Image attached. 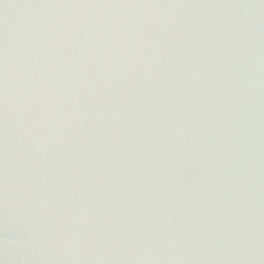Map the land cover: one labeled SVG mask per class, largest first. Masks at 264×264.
<instances>
[{"label": "water", "instance_id": "obj_1", "mask_svg": "<svg viewBox=\"0 0 264 264\" xmlns=\"http://www.w3.org/2000/svg\"><path fill=\"white\" fill-rule=\"evenodd\" d=\"M0 264H264V0H0Z\"/></svg>", "mask_w": 264, "mask_h": 264}]
</instances>
